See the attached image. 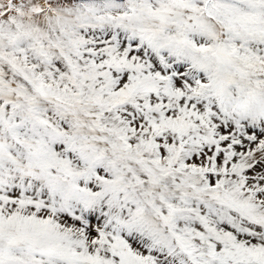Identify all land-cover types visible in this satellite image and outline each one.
I'll return each mask as SVG.
<instances>
[{
  "label": "snow or ice",
  "instance_id": "6c2138e0",
  "mask_svg": "<svg viewBox=\"0 0 264 264\" xmlns=\"http://www.w3.org/2000/svg\"><path fill=\"white\" fill-rule=\"evenodd\" d=\"M0 264H264V0H0Z\"/></svg>",
  "mask_w": 264,
  "mask_h": 264
}]
</instances>
